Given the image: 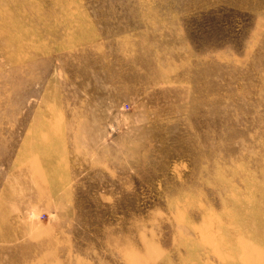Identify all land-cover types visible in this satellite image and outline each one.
Segmentation results:
<instances>
[{
	"label": "rangeland",
	"instance_id": "374dc122",
	"mask_svg": "<svg viewBox=\"0 0 264 264\" xmlns=\"http://www.w3.org/2000/svg\"><path fill=\"white\" fill-rule=\"evenodd\" d=\"M0 264H264V0H0Z\"/></svg>",
	"mask_w": 264,
	"mask_h": 264
}]
</instances>
